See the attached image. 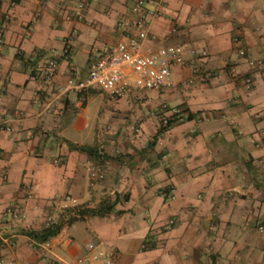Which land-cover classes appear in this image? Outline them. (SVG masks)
I'll return each instance as SVG.
<instances>
[{"label": "crops", "instance_id": "crops-1", "mask_svg": "<svg viewBox=\"0 0 264 264\" xmlns=\"http://www.w3.org/2000/svg\"><path fill=\"white\" fill-rule=\"evenodd\" d=\"M78 1L1 0L0 264H82L91 242L111 264H264V66L248 64L264 60V0H165L146 47L184 45L186 64L117 101L75 84L137 0H96L69 22ZM50 59L47 84L37 69ZM162 105L180 111L163 132ZM103 201L113 211L77 214ZM52 223L50 249L28 236Z\"/></svg>", "mask_w": 264, "mask_h": 264}, {"label": "built area", "instance_id": "built-area-1", "mask_svg": "<svg viewBox=\"0 0 264 264\" xmlns=\"http://www.w3.org/2000/svg\"><path fill=\"white\" fill-rule=\"evenodd\" d=\"M96 0H79L72 7L66 9L65 19L69 22L84 19L91 5ZM165 0H137L130 10V16L123 17L118 22L120 40L111 47L105 55L92 60L86 77L77 81L75 86L79 90L98 87L111 100L117 101L132 93L144 95L150 90H160L169 85L173 69L186 64L187 47L184 45H170L157 49L147 48L151 41V28L160 16ZM76 31H73L71 37ZM70 37L64 42L63 57L70 55ZM239 55L247 58L245 50H240ZM58 61L50 59L46 64L37 69L39 76L47 84H51L57 76ZM248 64L252 69L264 66L262 59H249ZM72 83V81H70ZM246 90H251L254 81L251 76L242 79ZM189 82L184 81L183 85ZM161 111L168 116L162 117V125L168 126L170 121L178 119L180 111L168 105H162ZM102 157V155H101ZM104 166H96L90 175V185L95 186L104 180ZM175 225V220L170 219L163 227L170 231ZM259 232H264V225L258 227ZM154 240H147L143 249H147ZM37 245L50 249V239ZM82 264H111L108 252L101 246L91 242L88 244Z\"/></svg>", "mask_w": 264, "mask_h": 264}, {"label": "trees", "instance_id": "trees-1", "mask_svg": "<svg viewBox=\"0 0 264 264\" xmlns=\"http://www.w3.org/2000/svg\"><path fill=\"white\" fill-rule=\"evenodd\" d=\"M1 7H2V2L0 0V10H1ZM4 22H5V19L0 18V48H1L3 31H4L3 30L4 29L3 28ZM192 118H193V115L188 116V119H192ZM176 120L177 119H175L174 121H170L168 126H163L162 122H160L161 123L160 124V131L163 132L164 130L168 129ZM81 150L89 152L90 154L96 153V149L90 148V147H82ZM113 209H114V206H111L110 204L103 201L98 208H96V209H85V210L78 212V214H80L81 216L86 215V214H91V215L97 216V215H104L105 213L111 212V211H113ZM61 225H62L61 223H52L41 231H30L28 233V236L32 240H34L36 243L41 244V243L47 242L52 237H55L60 232ZM151 246H153V244ZM151 246H149V247H151Z\"/></svg>", "mask_w": 264, "mask_h": 264}, {"label": "rangeland", "instance_id": "rangeland-1", "mask_svg": "<svg viewBox=\"0 0 264 264\" xmlns=\"http://www.w3.org/2000/svg\"><path fill=\"white\" fill-rule=\"evenodd\" d=\"M83 210V209H82ZM81 209H80V211H82ZM85 210V209H84ZM79 210L77 211V214H78V212H80Z\"/></svg>", "mask_w": 264, "mask_h": 264}]
</instances>
